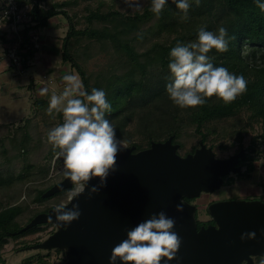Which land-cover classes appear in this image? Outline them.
I'll use <instances>...</instances> for the list:
<instances>
[{
	"label": "rangeland",
	"instance_id": "1",
	"mask_svg": "<svg viewBox=\"0 0 264 264\" xmlns=\"http://www.w3.org/2000/svg\"><path fill=\"white\" fill-rule=\"evenodd\" d=\"M68 1H70V5L67 9L76 22V26L81 28L101 29L103 27L104 24L99 21L87 22L86 15L92 11L106 13L111 9H116L123 12L124 15H135L137 12V10L130 8L125 0ZM139 3L142 5L139 11H142L146 6L151 7L150 0H139ZM59 19L62 21L60 27L63 30H61L56 41L61 47L62 38L68 29V20L63 15L54 18L55 21ZM154 21L155 18L141 28H147ZM106 24L109 27L112 26L111 22H106ZM43 31L46 32V29ZM139 32L135 30L128 37ZM157 38L151 32H146V37L138 40V49L144 50L150 44V40L153 41ZM71 52L87 71L93 87H97L96 81L103 83L109 75L113 73L122 74L127 71L126 63L130 61L128 58L122 57L121 54L119 55L109 40L90 39L88 36L84 37L79 44H75L71 48ZM23 56L24 54L20 56V58L22 57L20 63L24 64ZM61 58L60 55L58 57L59 62H61ZM58 61L54 62L53 68L47 69V76L42 75L37 70L39 61L35 57L31 58L27 65L22 64V68L13 63L12 70L6 71L5 76H0V86L6 82L16 83L14 92L8 98L3 99L0 93V179L5 181V184L0 183V210L7 205H21L23 208L18 217L21 225L28 223V219L34 216L37 211L45 208L51 209L59 203H68L73 192V188H69L63 193L51 197L43 196L44 199L42 200L37 199L40 190L53 186L65 178L63 159L62 157L57 158L55 151L47 143L46 137L48 129L63 122V114L53 113L49 115L47 112L48 96H42L39 93L40 87L48 88V86L49 94L53 92L58 94L63 91L64 82H61L59 73L57 74L55 71L62 72L64 69L79 75L69 63L63 60L62 63ZM134 108H136L135 115L127 119L123 117V114L117 118H110L107 115V118L115 124L116 129L119 127L120 119H125L121 131L126 139L116 135L117 139H120L125 146L141 143L143 147L141 149H145L150 147L152 143L150 142V146H148L149 139L143 133L145 125H148L149 122H155L160 111L150 106L135 105ZM249 114L250 111L243 108L235 116L208 123L205 130L209 133L205 143L213 147L216 156L221 158L230 157L242 147L248 148L251 159L256 166L254 181L258 185L254 188H258V192L261 193L255 194L263 196V188L261 190L259 186H264V138L260 140H263L262 143L255 148H252L251 143L254 136L264 133V123L261 121L252 122ZM181 115L184 117L179 119L178 125L181 129L180 140L183 147L179 149V152L186 155V152L191 150L194 145H198L196 148L200 146L201 137L196 133L195 126L188 122L185 111ZM147 116L152 120L143 119ZM239 131L243 134L241 140L238 137ZM20 173L24 176L23 179L21 178L22 180L17 176ZM238 177L233 176L225 179L224 186L217 191L221 197H227L228 192L230 195H236L238 193L246 194L250 191L245 187L252 185L251 176L244 174L238 175ZM234 181L235 185L229 188L227 184ZM207 197L213 199L217 195L213 194ZM203 210L204 207L199 211L200 218L205 216ZM56 229L55 224L46 223L37 230L26 234L10 235L7 237L6 243L0 246V264H63L66 260L64 251L33 247L48 238Z\"/></svg>",
	"mask_w": 264,
	"mask_h": 264
},
{
	"label": "trees",
	"instance_id": "2",
	"mask_svg": "<svg viewBox=\"0 0 264 264\" xmlns=\"http://www.w3.org/2000/svg\"><path fill=\"white\" fill-rule=\"evenodd\" d=\"M28 1L34 2L29 12L34 24H30L22 30L23 36L27 39L26 42H29V32L34 28L48 26L49 22L58 15L66 17L68 29L62 38L60 49L62 60L77 70L87 90L90 91L93 87L90 77L71 52V48L75 44H79L84 37L109 40L119 55L130 60L126 63L127 71L122 74L113 73L103 83L96 81V86L105 89L107 98L112 104V111L107 114L110 118H117L123 114V117L127 119L135 115L136 108L133 109L135 105L159 109L156 121L146 124L143 131L145 137L149 139L148 146H150V142L164 141L173 136V141L179 143L182 148L181 129L178 123L179 119L184 117L181 115L183 111L187 115L188 122L195 126V131L200 135L201 142L207 141L209 132L205 128L208 123L235 116L243 108L250 111L249 118L252 122L261 121L264 123V13L260 12L254 0H200L199 5L193 0L187 19L183 18L182 10L178 9L171 0L165 5L159 16L154 14L149 6H146L142 11L138 10L135 15H124L123 12L116 9H111L106 13L92 11L87 14V22L99 21L104 24L101 29L77 27L67 9L70 5L68 0ZM153 18L155 21L152 24L145 29L141 28ZM106 22H111L112 26H107ZM220 24L228 28L229 35L233 39L230 41L227 51L218 52L213 48L209 55L215 57L216 64H223L230 71L243 74L248 80L247 91L237 96L231 103H224L222 99L213 96L207 98V103L204 105L181 109L168 99L165 90L169 77L167 68L169 50L178 39L185 42L194 40L196 29L199 26L207 25L208 29L215 30ZM141 29L142 31H140ZM135 30L140 32L128 37ZM146 32H151L158 38L150 40V44L140 51L137 43L138 40L146 37ZM36 51L37 49L30 44V48L26 49V52H21L22 55L24 54V64L22 63L24 66L36 56ZM125 119H120L121 122L116 129V135L123 139L126 137H124L121 127L124 126L122 123ZM143 119L152 120L148 116ZM238 135L241 140L243 138L241 131L238 132ZM262 138H264V133L254 136L251 143L252 148L262 143L263 140L260 141ZM135 145V151L143 148L141 143H135ZM197 146L194 145L186 153L194 152ZM253 167L254 164L251 165V169ZM17 176L20 180L24 178L22 173ZM0 183L5 184V181L0 179ZM50 187L40 190L37 199H44L43 194ZM22 208L21 205H7L0 210V246L4 245L7 237L12 234L20 236L37 230L42 224L21 231L38 213L49 210V208H45L37 211L34 216L28 219V223L21 225L18 217Z\"/></svg>",
	"mask_w": 264,
	"mask_h": 264
},
{
	"label": "water",
	"instance_id": "3",
	"mask_svg": "<svg viewBox=\"0 0 264 264\" xmlns=\"http://www.w3.org/2000/svg\"><path fill=\"white\" fill-rule=\"evenodd\" d=\"M173 139L153 141L150 147L137 151L136 145L119 150L104 185L94 177L83 193L66 203L68 207L78 203L81 210L79 219L68 226L56 221L51 208L38 213L21 231L53 223L57 229L34 248L64 251L63 264H109L111 250L125 238L126 229L163 210L175 219L174 230L181 237L180 248L168 264H239L253 255L264 256L263 202H213L209 212L217 224L199 228L196 204L184 199L213 193L223 186L225 176L242 173L238 163L246 158L247 148L221 158L213 147L201 142L194 152L182 155L180 144ZM92 185L97 186V192H89ZM69 188L73 185L65 177L43 196ZM177 204L182 210H177ZM252 231L254 238L241 240L242 233Z\"/></svg>",
	"mask_w": 264,
	"mask_h": 264
},
{
	"label": "clouds",
	"instance_id": "4",
	"mask_svg": "<svg viewBox=\"0 0 264 264\" xmlns=\"http://www.w3.org/2000/svg\"><path fill=\"white\" fill-rule=\"evenodd\" d=\"M171 2L187 19L193 0ZM194 2L199 5L200 0ZM125 3L137 11L142 7L139 0H125ZM150 3L151 11L159 16L169 0H150ZM254 3L264 13V0H254ZM232 39L228 28L220 24L215 30L208 29L207 25L199 26L194 40H176L168 54L169 77L165 85L168 99L174 105L181 109L196 107L213 96L231 103L247 91L248 80L243 74L216 64L215 57L209 55L213 48L218 52L227 51ZM61 79L63 91L49 94V89L42 87L39 93L48 96L49 115L63 114V122L48 129L46 137L57 158L63 159L64 175L73 185L70 197L73 199L85 191L94 177H99L103 186L115 167L118 151L126 146L117 139L116 126L107 118L112 104L105 89L87 90L79 75L72 72ZM97 191L96 185L89 188L90 193ZM176 207L182 210V205ZM53 211L56 221L63 226L81 215L78 203H71V207L59 203L53 206ZM175 223L173 217L161 210L127 228L125 238L112 248L109 264H117V261L120 264H162V260L163 264H168L181 245V237L174 230ZM255 235L254 231L245 232L240 238L252 239Z\"/></svg>",
	"mask_w": 264,
	"mask_h": 264
},
{
	"label": "crops",
	"instance_id": "5",
	"mask_svg": "<svg viewBox=\"0 0 264 264\" xmlns=\"http://www.w3.org/2000/svg\"><path fill=\"white\" fill-rule=\"evenodd\" d=\"M24 4H29L33 6V3H31L28 0H22ZM61 20L55 21L52 19L49 22V25L43 28H34L33 30L37 31L40 34V43H41V48L36 51V56L35 58L39 61V65L37 67V70L43 75L47 76V69L48 68H53L54 62L58 61V57L61 55V50H60V45L57 43L56 40H58V36L61 33V30H63L60 27ZM27 23H23V25L20 26V28H25ZM58 27V28H56ZM46 29V32L43 30ZM32 31V30H31ZM29 32V41L31 40ZM23 35V32H22ZM18 37H15L11 28V25L8 23H3V25H0V76H5L6 71L8 72L9 70L11 71L13 61L9 57L7 53L8 47L13 44L14 42H17ZM23 41H27L26 37L23 36ZM56 41V42H55ZM61 41V40H60ZM26 52V50H22ZM21 50L19 51V54L22 55ZM10 63H9V62ZM59 62V61H58ZM62 63V58L61 62ZM65 67V66H63ZM62 67V68H63ZM58 70V69H55ZM59 78H62L63 74L69 72V70H62L61 71H55ZM6 79V77H3ZM61 82H63L61 80ZM16 83L13 82H6V84L0 86V93L1 97L3 99L8 98L12 92H14ZM52 87V86H51ZM41 88V87H40ZM39 88V89H40ZM49 88V86H48Z\"/></svg>",
	"mask_w": 264,
	"mask_h": 264
},
{
	"label": "flooded vegetation",
	"instance_id": "6",
	"mask_svg": "<svg viewBox=\"0 0 264 264\" xmlns=\"http://www.w3.org/2000/svg\"><path fill=\"white\" fill-rule=\"evenodd\" d=\"M240 150L236 151L239 152ZM254 164L253 160L251 159V154L247 148V151H246V158L245 159H240L238 165H241L242 166V173H235V174H230V175H227L225 176V179L228 177H238V175H244V174H248L251 176V181H252V185L251 186H246L245 188L250 190L248 191V193H238V194H233V195H230V192H228V195L227 197H221V195L217 192L218 190H220L223 186L216 190L215 192L213 193H206V192H203L201 193L200 196L198 197H194V198H188V197H184V199L190 203H193V204H196L197 206V209H196V213H195V216L197 218V222H198V227H202V226H208V225H216V221L212 218L211 216V213L209 212V206L213 203V202H216V201H228V200H249V201H260V202H263L264 203V194L263 196L261 195H256V194H261L259 193V189L258 188H254L257 187L258 183L256 181H254V177H255V164H254V167L253 169H251V165ZM239 178V177H238ZM241 180V179H239ZM225 183V182H224ZM235 185V181L232 182V183H228L227 186L230 188V186H233ZM227 187V189H228ZM260 189L262 190L263 188V192H264V186H259ZM256 190V191H255ZM251 192V193H250ZM254 193V194H253ZM256 193V194H255ZM213 194H216L217 197H214L213 199H208V195H213ZM204 198H206L204 200ZM204 207V218H200V213L199 211L202 210ZM239 264H264V256L262 255H253L252 256V259L249 261L248 259H245L243 260L241 263Z\"/></svg>",
	"mask_w": 264,
	"mask_h": 264
},
{
	"label": "built area",
	"instance_id": "7",
	"mask_svg": "<svg viewBox=\"0 0 264 264\" xmlns=\"http://www.w3.org/2000/svg\"><path fill=\"white\" fill-rule=\"evenodd\" d=\"M32 7L29 4H24L22 0H0V25H3V23L10 24L14 36L18 37L17 42H14L8 47L7 53L13 63L20 68H22V63H20L22 59L19 54L20 50L29 49L30 44L37 50L41 48L40 34L37 31H30L31 40L26 42L23 41V28H20L24 22L27 25L34 24L29 14ZM23 45L25 46L23 47Z\"/></svg>",
	"mask_w": 264,
	"mask_h": 264
}]
</instances>
